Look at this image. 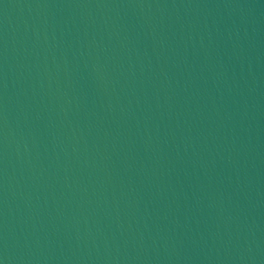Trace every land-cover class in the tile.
Here are the masks:
<instances>
[{
	"label": "water",
	"instance_id": "water-1",
	"mask_svg": "<svg viewBox=\"0 0 264 264\" xmlns=\"http://www.w3.org/2000/svg\"><path fill=\"white\" fill-rule=\"evenodd\" d=\"M0 264H264V0H0Z\"/></svg>",
	"mask_w": 264,
	"mask_h": 264
}]
</instances>
